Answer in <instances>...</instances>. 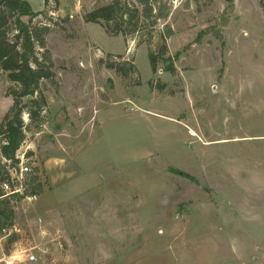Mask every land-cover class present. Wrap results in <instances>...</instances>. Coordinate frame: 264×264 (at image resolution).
I'll use <instances>...</instances> for the list:
<instances>
[{"label": "rangeland", "instance_id": "rangeland-1", "mask_svg": "<svg viewBox=\"0 0 264 264\" xmlns=\"http://www.w3.org/2000/svg\"><path fill=\"white\" fill-rule=\"evenodd\" d=\"M111 1L48 0L33 20L50 27L54 77L41 82L40 118L22 116L16 157L29 172L0 257L20 248L34 249L35 264H264V0H147L153 17L137 34L84 21ZM120 2L132 23L142 17L136 0ZM223 15L221 41L201 34ZM101 61L136 73L122 79ZM12 86L0 73V122ZM28 174L40 186L31 203Z\"/></svg>", "mask_w": 264, "mask_h": 264}, {"label": "trees", "instance_id": "trees-1", "mask_svg": "<svg viewBox=\"0 0 264 264\" xmlns=\"http://www.w3.org/2000/svg\"><path fill=\"white\" fill-rule=\"evenodd\" d=\"M142 7L141 18L132 23V17H126L120 0H112L110 4L96 8L84 16L86 23L99 25L107 34H110V25L117 28L120 24L130 27V33L137 34L138 28L149 20L151 8L147 0H136ZM231 4L232 0H223ZM48 0L43 1V10L33 12L24 0H0V73L6 75L13 85L8 89V96L12 98V106L0 122V156L7 161H14L15 154L22 145L27 128L24 126L22 116L26 115L30 122L40 118L46 107V102L40 91L42 81H50L54 77L52 55L47 48L46 37L50 31L48 25L33 20L38 17L45 18ZM136 14V13H135ZM215 25L209 27L201 34L210 33L218 41L222 40L217 27H225L228 18L221 16ZM25 19V21H24ZM153 18L151 26L156 24ZM220 21V23H219ZM165 36L160 33V49L158 55L162 59L166 54V38L170 37V30L165 28ZM200 34V35H201ZM157 57L149 50L148 62L152 71L155 70ZM101 63L117 77L127 79L130 74L136 73L135 66L130 61ZM172 68L169 66L167 71ZM172 71V70H171ZM24 100L25 103L21 101ZM5 172L0 166V181L5 178ZM24 186L25 195H33L39 191L37 178L28 174ZM30 189V190H29ZM1 195V193H0ZM23 196H13L9 199H0V230L13 225L12 201H20Z\"/></svg>", "mask_w": 264, "mask_h": 264}, {"label": "built area", "instance_id": "built-area-1", "mask_svg": "<svg viewBox=\"0 0 264 264\" xmlns=\"http://www.w3.org/2000/svg\"><path fill=\"white\" fill-rule=\"evenodd\" d=\"M16 157V154H15ZM0 166L5 172V178L0 181V199H9L13 196H23L22 180L23 176L29 172V169L24 166L23 158L16 157L14 161H7L0 156ZM35 194L25 196L24 200L28 203L35 201ZM16 202V201H12ZM40 222V220H38ZM5 232L6 229H2ZM10 231V230H7ZM45 232H42V234ZM47 253V252H46ZM45 252L42 254H46ZM40 256L34 253V249H14L8 255L0 257V264H35Z\"/></svg>", "mask_w": 264, "mask_h": 264}]
</instances>
